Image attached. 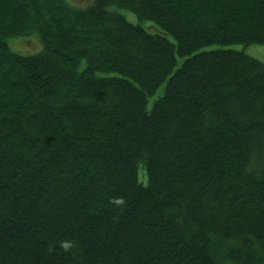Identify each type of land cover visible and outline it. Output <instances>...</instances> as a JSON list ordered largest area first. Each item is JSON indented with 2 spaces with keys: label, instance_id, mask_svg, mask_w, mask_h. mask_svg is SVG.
<instances>
[{
  "label": "trees",
  "instance_id": "16d2710c",
  "mask_svg": "<svg viewBox=\"0 0 264 264\" xmlns=\"http://www.w3.org/2000/svg\"><path fill=\"white\" fill-rule=\"evenodd\" d=\"M90 1L0 0V264H264V0Z\"/></svg>",
  "mask_w": 264,
  "mask_h": 264
},
{
  "label": "rangeland",
  "instance_id": "374dc122",
  "mask_svg": "<svg viewBox=\"0 0 264 264\" xmlns=\"http://www.w3.org/2000/svg\"><path fill=\"white\" fill-rule=\"evenodd\" d=\"M66 1L69 5L77 8H83L91 2L90 0H66ZM122 12L124 15H126L128 20L132 21V18H134V15L132 13H129L130 15H128V11L123 10ZM235 47L242 48L247 54H249L254 58H257L258 60L264 63V45L251 44L243 47L240 45H236ZM10 48L12 51L16 53H20L23 55H31L39 52L41 50V45L37 36L33 34L26 36L24 38L12 39L10 41Z\"/></svg>",
  "mask_w": 264,
  "mask_h": 264
}]
</instances>
